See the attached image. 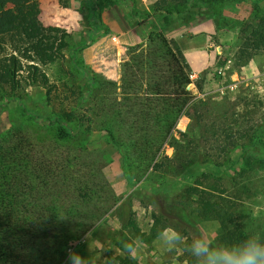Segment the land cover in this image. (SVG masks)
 I'll return each instance as SVG.
<instances>
[{
	"label": "rangeland",
	"instance_id": "rangeland-1",
	"mask_svg": "<svg viewBox=\"0 0 264 264\" xmlns=\"http://www.w3.org/2000/svg\"><path fill=\"white\" fill-rule=\"evenodd\" d=\"M185 1L166 0L164 8L174 14ZM199 1L210 17L189 19L203 18L200 27L212 32L209 64L191 73V98L170 134L148 119L135 124L125 109L129 52L121 55L119 49L127 46L124 40L129 47L136 43L142 28L123 26L118 41L103 39L107 49L86 48L80 56L67 50L62 62L37 63L55 86L48 100L45 89L27 85L17 95L0 96V138L29 153L26 169L41 175L33 183L25 180L16 193L23 198L12 202L18 223L30 224V236L38 240L15 238L11 229L17 221L0 220V264H68L69 247L93 264H195L183 246L169 251L152 238V230L158 218V231L173 227L186 243L199 234L221 243L210 205L233 211L246 233L264 239V53L245 63L238 53L248 25L264 16V0ZM155 4L163 6L156 0L149 9ZM91 5V0H0L2 13L9 11L0 13V34L11 27L15 9L23 8L32 37L20 64L28 55L39 62V50L47 55L53 46L50 38L67 34L71 49L83 39L101 41L89 20ZM165 17L158 19L162 25L168 19V37L189 34L191 23L185 28L183 16L172 22ZM82 67L101 86L90 90ZM67 113L72 121L64 118ZM195 121L201 126L192 131ZM60 125L65 138L55 132ZM53 207L55 215L49 214ZM137 237L142 244L132 256L123 245Z\"/></svg>",
	"mask_w": 264,
	"mask_h": 264
},
{
	"label": "trees",
	"instance_id": "trees-1",
	"mask_svg": "<svg viewBox=\"0 0 264 264\" xmlns=\"http://www.w3.org/2000/svg\"><path fill=\"white\" fill-rule=\"evenodd\" d=\"M130 2V5L126 4ZM163 6L155 4L148 11H142L136 6V0H105V4L101 9L100 4L103 0H91L89 20L96 28L99 39L114 30L113 23L105 21L102 12L107 11L116 4H122L127 16L124 26L129 29L149 25L150 32L147 39L136 42L129 47V54L126 59L127 74L123 78V98L125 109H129L131 117L135 124L141 125L145 119L154 123L156 126L170 134L175 129L177 121L183 115L187 103L190 100V92L187 90L191 81V69L183 55V52L177 42L166 36L165 26L168 23L164 20V25L159 27L158 17H168L171 19L183 16V24L189 29L192 21V14L199 17H210V12H201L199 0H186L183 7L174 14L164 8L166 0H160ZM209 2V0H207ZM224 1V0H223ZM108 4V5H107ZM107 7V8H106ZM105 8V9H104ZM101 10H103L101 12ZM101 12V13H100ZM2 13V8H0ZM15 16L12 19V25L8 30L0 34V96L17 95L25 85L42 87L46 91V99L48 100L55 89L48 75L37 64H45L47 60L63 61L65 60V51H72L76 56H80L82 51L94 44L95 40L90 38L76 42L75 49L70 48L68 35L63 34L60 38L53 37L52 47L46 50V54L39 50V62L36 58L28 55L24 58L26 64H20V57L24 56L23 47L28 44L32 37V32L28 23L27 16L23 8H17L14 11ZM9 15V11L2 13V16ZM104 15V14H103ZM187 16V17H186ZM165 17V18H166ZM188 35V34H187ZM22 43V44H21ZM239 57L245 62L251 61L255 56L264 53V16L256 19L255 23L248 25V30L244 41L238 49ZM83 62L78 61V66H82ZM85 74L87 82H89L90 90L101 86V82L95 74L91 75V70L85 67L81 68ZM201 88L200 84L198 85ZM97 96H100L97 94ZM97 98V97H96ZM133 99H137L139 104H133ZM102 99H99L100 103ZM148 104V109H143ZM145 110V111H144ZM146 112V113H144ZM66 120L72 121L73 114L67 113L63 115ZM146 124V122H145ZM201 126L200 121L190 124V129L197 130ZM146 127L145 125L143 128ZM58 138H65L66 131L63 127L57 126L55 129ZM25 150L13 143V140L0 138V220L8 218L10 222L17 221L16 210L13 207L14 198H23L17 196L20 191L21 184L28 180L33 183V177L41 175L37 170H28L32 163V156L25 153ZM36 179V178H35ZM27 187L26 185H23ZM25 190L23 195L29 192ZM210 207V208H209ZM207 209L212 211L213 216L219 221L222 233L220 241L223 244L238 243L251 236L242 228L238 221L236 213L229 209L215 208L210 205ZM58 207L49 210V214L55 215ZM43 211L37 215V220L43 217ZM22 218V217H19ZM14 223L11 229L13 236L19 237L26 242L32 240L37 242L38 237L30 236V224L20 219ZM160 224L156 219L155 227L152 230V238L158 236ZM28 229V230H27ZM62 255L64 254L63 247ZM126 264H130L126 262Z\"/></svg>",
	"mask_w": 264,
	"mask_h": 264
},
{
	"label": "clouds",
	"instance_id": "clouds-1",
	"mask_svg": "<svg viewBox=\"0 0 264 264\" xmlns=\"http://www.w3.org/2000/svg\"><path fill=\"white\" fill-rule=\"evenodd\" d=\"M157 239L169 251L183 246V251L194 258L195 264H264V239L259 234L251 235L246 239L234 243H214L206 234L195 235L190 243L173 227L163 228ZM142 241L139 237L131 242L124 243V249L132 256L137 254ZM68 264H93L88 258L81 257L69 247L67 252Z\"/></svg>",
	"mask_w": 264,
	"mask_h": 264
},
{
	"label": "crops",
	"instance_id": "crops-1",
	"mask_svg": "<svg viewBox=\"0 0 264 264\" xmlns=\"http://www.w3.org/2000/svg\"><path fill=\"white\" fill-rule=\"evenodd\" d=\"M156 0H136L139 4V9L142 11H148L150 5H152ZM126 9L122 4H116L115 6L110 7L104 14V20L113 23L114 30H111L101 38V41L99 39L98 42H94V45H91L89 50L93 49H107L105 48V44L103 42L104 38L110 37V40H116L118 41L121 39L120 37L124 33L123 26L125 22V18L127 16ZM203 18H199L197 20H194L191 23V29L189 31L188 35H179V34H173L170 36L173 38L179 47L181 48L183 55L185 56L191 72L193 75H198L201 72H204L206 68L208 67L209 64V58L207 54V45H208V38L212 34L208 29L201 28L200 24ZM159 27H162L163 25L158 23ZM137 28H142L141 32L139 35L135 36V39L137 42H140L147 39L150 28L149 25L146 24L142 27H137ZM166 34V32H165ZM168 36V35H166ZM123 43H126L127 46H120L119 52L120 54H127L129 52V45L127 40H124Z\"/></svg>",
	"mask_w": 264,
	"mask_h": 264
}]
</instances>
